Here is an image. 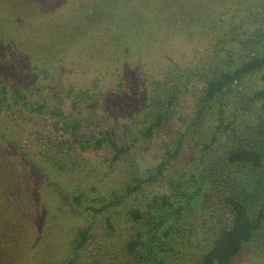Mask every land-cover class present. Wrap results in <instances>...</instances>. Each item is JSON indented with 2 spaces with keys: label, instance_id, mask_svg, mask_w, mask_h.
Returning a JSON list of instances; mask_svg holds the SVG:
<instances>
[{
  "label": "rangeland",
  "instance_id": "374dc122",
  "mask_svg": "<svg viewBox=\"0 0 264 264\" xmlns=\"http://www.w3.org/2000/svg\"><path fill=\"white\" fill-rule=\"evenodd\" d=\"M100 1L0 0V87L7 89H0V228L11 240L0 246L16 243L1 248L20 258L16 264H155L150 248L126 250L139 233L147 242L150 232L130 211H155L161 198L180 192L178 185L187 191L198 147L217 124L199 112L197 82L176 101L167 124L151 139L141 135L158 111L155 81L174 65L203 62L209 34L178 22L139 26L137 18L157 7L142 0L127 13L91 22L83 13ZM168 5L171 15L169 3L163 9ZM20 89H29L30 102H17ZM250 90L243 85L229 93L231 109L262 121L259 105L244 96ZM82 94L84 101L74 104ZM43 102V112L33 113ZM226 215L218 196L195 204L170 229L173 238L161 239L173 248L162 253L166 264H199ZM86 228L90 240L77 249ZM232 264H264V242L248 244Z\"/></svg>",
  "mask_w": 264,
  "mask_h": 264
},
{
  "label": "trees",
  "instance_id": "16d2710c",
  "mask_svg": "<svg viewBox=\"0 0 264 264\" xmlns=\"http://www.w3.org/2000/svg\"><path fill=\"white\" fill-rule=\"evenodd\" d=\"M167 3L172 7L171 15L167 12L169 5L167 10L163 9ZM140 4V0H101L89 4L83 14L91 22H105L111 11L127 13L130 7ZM142 4L156 9L137 18L139 26L148 24L156 28L168 22L172 27L178 22L190 33L200 30L202 35L209 34L211 42L209 55L199 65H174L159 82L155 81L152 100L158 111L156 117L148 118L150 124L141 135L151 139L157 129L167 124L176 101L197 82L203 85L199 112H208L217 124L211 137L198 147L197 174L188 190L181 192L183 185H178L176 189H181L180 192L173 193L171 198H161L155 211H130V218L137 223H146L150 232L145 237L147 242L139 233L127 243L126 250L136 255L150 248L152 253L146 255L153 257L155 264H166V254L162 253L173 248L166 250L165 241L161 239L173 238L170 229L174 230L175 222L179 223L195 204L206 206L218 196L226 219L214 232L208 249L202 251L199 264H232L248 244L264 242V120L251 122L246 114L235 115L227 97L239 86H247L251 90L244 96H250L252 103L259 105L260 118H264V0H142ZM0 89L7 90L5 87ZM28 90L17 91L16 97L20 98L17 102L31 101ZM18 93L24 96L20 97ZM84 97L85 94L77 96L74 104H81ZM46 107L43 102L33 109V113H42ZM103 210L92 207L94 213ZM0 212L4 215L5 209L0 208ZM6 230L0 228L1 243L11 242L7 235L4 236ZM13 235L16 237L17 231ZM90 236L91 229H83L75 247L82 249ZM16 247L15 242L0 246V264H16L20 260L1 253V248Z\"/></svg>",
  "mask_w": 264,
  "mask_h": 264
}]
</instances>
